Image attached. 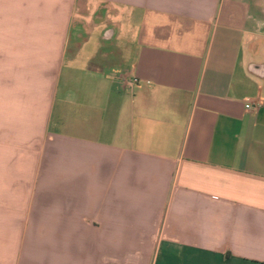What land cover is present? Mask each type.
<instances>
[{
    "label": "crops",
    "instance_id": "0c3cea01",
    "mask_svg": "<svg viewBox=\"0 0 264 264\" xmlns=\"http://www.w3.org/2000/svg\"><path fill=\"white\" fill-rule=\"evenodd\" d=\"M252 66L264 0H0V264H264Z\"/></svg>",
    "mask_w": 264,
    "mask_h": 264
},
{
    "label": "rangeland",
    "instance_id": "374dc122",
    "mask_svg": "<svg viewBox=\"0 0 264 264\" xmlns=\"http://www.w3.org/2000/svg\"><path fill=\"white\" fill-rule=\"evenodd\" d=\"M109 19V20H107ZM106 22L108 24V26L115 32V30L117 31L116 35L113 37L112 40L110 41H103L102 40V34L97 33L94 31V26L92 25L91 27L86 26L83 32L84 38L81 41L82 44L87 45L86 46V50L87 52L89 50H91L92 45H98L99 47H97V51L98 54L101 53V55L103 54H109L112 55L113 53L116 52H120L121 50H124V47L122 45V41H121V31L119 29H115L116 27V22L114 19V16H110L107 17ZM96 41V42H95ZM101 46V48H100ZM115 55V54H114Z\"/></svg>",
    "mask_w": 264,
    "mask_h": 264
},
{
    "label": "built area",
    "instance_id": "2783aa9c",
    "mask_svg": "<svg viewBox=\"0 0 264 264\" xmlns=\"http://www.w3.org/2000/svg\"><path fill=\"white\" fill-rule=\"evenodd\" d=\"M130 84H137L136 80H132ZM257 103L253 101H248L247 104H245V109L249 110L251 108H256Z\"/></svg>",
    "mask_w": 264,
    "mask_h": 264
},
{
    "label": "water",
    "instance_id": "95a60500",
    "mask_svg": "<svg viewBox=\"0 0 264 264\" xmlns=\"http://www.w3.org/2000/svg\"><path fill=\"white\" fill-rule=\"evenodd\" d=\"M264 67H255V66H252V69L254 70V71H258L259 73H262V72H264V69H263Z\"/></svg>",
    "mask_w": 264,
    "mask_h": 264
}]
</instances>
